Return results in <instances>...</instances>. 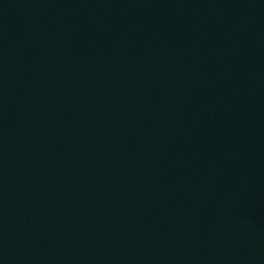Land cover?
<instances>
[{"label":"water","instance_id":"95a60500","mask_svg":"<svg viewBox=\"0 0 264 264\" xmlns=\"http://www.w3.org/2000/svg\"><path fill=\"white\" fill-rule=\"evenodd\" d=\"M0 264H264V0H0Z\"/></svg>","mask_w":264,"mask_h":264}]
</instances>
